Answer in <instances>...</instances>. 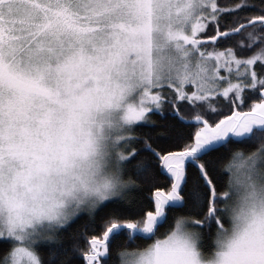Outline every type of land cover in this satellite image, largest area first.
Masks as SVG:
<instances>
[{"label":"snow or ice","instance_id":"1","mask_svg":"<svg viewBox=\"0 0 264 264\" xmlns=\"http://www.w3.org/2000/svg\"><path fill=\"white\" fill-rule=\"evenodd\" d=\"M116 258L264 264V0H0V264Z\"/></svg>","mask_w":264,"mask_h":264},{"label":"trees","instance_id":"2","mask_svg":"<svg viewBox=\"0 0 264 264\" xmlns=\"http://www.w3.org/2000/svg\"><path fill=\"white\" fill-rule=\"evenodd\" d=\"M194 114V113H193ZM160 186H164V185H160ZM84 220H86V217H82L81 219H80V221H78V224L79 225H82L83 224V222H84ZM74 228L75 227H77V225H74L73 226ZM71 241L70 240H67V238H66V243H70ZM116 260H117V264H118V258H116Z\"/></svg>","mask_w":264,"mask_h":264}]
</instances>
